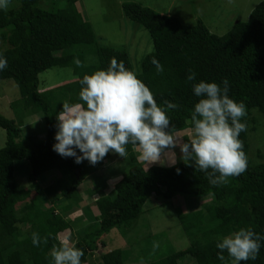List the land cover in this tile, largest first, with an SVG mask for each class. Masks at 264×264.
<instances>
[{
    "label": "trees",
    "instance_id": "trees-1",
    "mask_svg": "<svg viewBox=\"0 0 264 264\" xmlns=\"http://www.w3.org/2000/svg\"><path fill=\"white\" fill-rule=\"evenodd\" d=\"M17 1V8L0 10V50L8 64L0 80L11 79L19 92V98L9 102L12 117L0 113L5 132L0 147V264H51V250L60 246L62 234L83 250L81 264H231L226 251L224 261L217 258L219 237L247 227L264 235V149L251 144L255 134L264 144V0L247 20L235 22L223 35L211 33L200 20L184 25L137 2L121 3L124 17L145 29L152 41V51L136 65L126 48L103 44L94 35L75 6L77 0H62L63 6L52 10L41 8L40 0ZM111 58L137 73L158 105L165 101L177 105L166 113L173 134L192 129L191 112L199 100L193 84L227 79L229 97L246 105V116L241 118L246 131L239 135L246 170L213 186L194 163L144 167L134 151L138 146L128 144L124 157L115 154L124 165L103 177L98 170L108 154L92 165L87 160L77 164L74 158L52 151L62 103L83 104L81 79L106 69ZM153 58L163 67L159 74ZM51 67H68L70 80L38 91V74ZM189 70L196 74L193 81L186 79ZM33 115L42 120V138L22 137L21 127ZM23 160L30 168L28 186L14 177ZM96 172V181L85 189L88 197H94V212L87 205L78 209L82 201L78 189ZM46 173L54 178L42 187ZM175 195L204 199L196 209L184 211L180 206L175 213L178 237L186 246L165 247L162 234L134 238L135 244H144L137 261L127 248H106L104 235L113 228L122 234L132 230L150 196L171 203ZM74 208L81 210L80 215ZM83 217L86 224L81 227ZM73 225L79 229L73 230ZM33 232L47 243L34 247ZM241 264H264V247L255 261Z\"/></svg>",
    "mask_w": 264,
    "mask_h": 264
},
{
    "label": "clouds",
    "instance_id": "clouds-1",
    "mask_svg": "<svg viewBox=\"0 0 264 264\" xmlns=\"http://www.w3.org/2000/svg\"><path fill=\"white\" fill-rule=\"evenodd\" d=\"M9 3L10 0H0V10ZM74 63L80 64L79 60ZM151 63L157 74L163 71L155 58ZM7 66L0 50V72ZM195 76L189 70L186 79L193 81ZM80 83L79 99L83 104L64 102L56 116L52 151L62 158H74L77 164L87 160L95 165L110 151L124 157L125 146L133 144L139 147L142 160L149 163L163 160L161 164L174 165L176 157L172 149L179 145L181 160L191 161L205 172L210 185L227 183L229 177L246 170L247 157L239 139L240 133L246 131V124L241 120L246 116V105L229 97L227 79L220 84L203 80L193 84L192 92L199 98L191 112L193 138L183 143L174 136L166 115L177 105L168 101L158 105L150 89L137 73L125 68L123 61L111 58L106 69L84 75ZM165 154L171 158H165ZM31 239L34 247L47 243L36 232ZM215 246L220 261L225 260L222 254L225 251L231 264L255 261L264 247V235L252 227L240 228L219 237ZM50 255L51 264H81L84 252L65 238L59 247L53 246Z\"/></svg>",
    "mask_w": 264,
    "mask_h": 264
},
{
    "label": "rangeland",
    "instance_id": "rangeland-1",
    "mask_svg": "<svg viewBox=\"0 0 264 264\" xmlns=\"http://www.w3.org/2000/svg\"><path fill=\"white\" fill-rule=\"evenodd\" d=\"M125 1L137 2L160 14L176 17L184 25H193L197 20H200L211 33L223 35L235 22L247 20L251 10L262 0H77L75 6L90 25L94 35L97 36L103 44L126 48L132 64L136 65L142 56L152 51V41L145 29L124 17L121 11V3ZM63 4L64 2L62 0L39 1V6L45 10L55 9L63 6ZM18 6L19 3L17 0H10V3L4 10L17 8ZM4 44L7 45L5 42ZM6 47L7 46L2 49ZM70 72L68 67H51L42 71L38 74V91H46L70 80L67 79ZM18 98L19 92L17 85L11 79L0 80V113L11 118L13 114L9 108V102L17 100ZM42 125L40 115L27 116L24 125H22L23 127H21L22 137L32 134L36 135L38 138H42ZM174 136L181 143L187 142L193 138V129L175 133ZM4 143L5 132L0 128V147H2ZM251 144L264 149V144H262L258 134L252 137ZM134 151L138 159L144 164V167L152 164L169 165L167 162L161 164L163 160L161 163L146 162L140 158L139 147H136ZM172 152L175 153L176 162L183 161L181 160L179 145L174 147ZM165 158L170 159V154H165ZM183 162L189 161L184 160ZM189 163L193 162L190 161ZM21 164V166L15 169L14 177L21 180L24 186H28L29 184L26 179L30 172V168L25 160H23ZM121 165L124 164L120 157H116L115 153L110 151L108 156L104 159L102 166H100L101 169L98 171L102 173L100 174L101 176L105 177L103 175L104 173L115 167L116 170H119L120 167H122ZM97 173L98 172L86 177L81 183L78 192L82 201L79 203L78 209L83 205L89 206L90 209L93 208L92 199L94 197H88L85 189L92 186L96 181L95 177L98 176ZM52 178H54L53 174L46 173L44 181L40 183L41 186L44 187L47 185ZM107 191L108 189L106 188L104 192ZM151 196L146 200V204L143 206V213L133 227L134 232H132V229L128 233L122 234L117 229H111L104 235L106 248H127L134 257L133 259L137 261V254L140 253L139 251L142 249L141 246H143L144 249V244H135L134 238L136 240L140 238L141 240L148 234H162L161 240H163L165 247L169 248L170 246V248L175 247L178 249L181 246L187 245L186 242L178 237L179 230L175 226L174 221L176 219L175 213L179 210L180 206L184 211L196 209L204 202V199L193 196L188 197L186 200L182 195H175L173 199H171V203H162V201ZM78 209H73V212L77 213L76 215H80L81 213V210L78 212ZM91 211L94 212L93 209H91ZM83 219L81 227L86 224V219L84 217ZM78 229L77 225H73V230L77 231ZM65 236L66 234H62L58 237L59 243L65 240ZM133 264H140V262H133ZM182 264L190 263L183 262Z\"/></svg>",
    "mask_w": 264,
    "mask_h": 264
}]
</instances>
